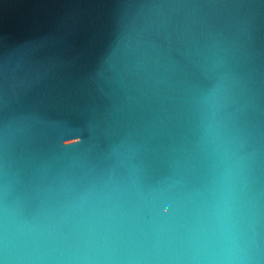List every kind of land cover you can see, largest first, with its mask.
<instances>
[{"label": "water", "instance_id": "obj_1", "mask_svg": "<svg viewBox=\"0 0 264 264\" xmlns=\"http://www.w3.org/2000/svg\"><path fill=\"white\" fill-rule=\"evenodd\" d=\"M0 264H264V0H0Z\"/></svg>", "mask_w": 264, "mask_h": 264}]
</instances>
